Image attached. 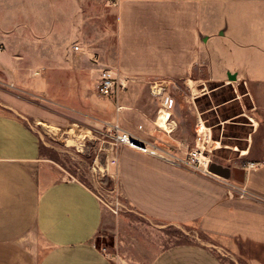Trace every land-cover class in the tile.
I'll use <instances>...</instances> for the list:
<instances>
[{"label": "crops", "instance_id": "1", "mask_svg": "<svg viewBox=\"0 0 264 264\" xmlns=\"http://www.w3.org/2000/svg\"><path fill=\"white\" fill-rule=\"evenodd\" d=\"M210 2L264 10V0L118 4L115 70L127 88L108 102L110 119L181 157L191 137L179 133V110L164 108L175 93L170 85L187 104L193 99L190 82L205 80L209 32L203 9ZM262 23L264 18H255L252 25ZM154 84L163 89L160 95L153 93ZM29 108L0 98V264H140L124 248L116 258L96 244L108 211L92 189L64 177L43 156L41 139L25 122ZM163 112L170 113L166 127L158 122ZM228 167L230 179H223L118 148L120 189L134 211L158 227L190 228L205 238L165 247L149 264H264V162Z\"/></svg>", "mask_w": 264, "mask_h": 264}, {"label": "rangeland", "instance_id": "2", "mask_svg": "<svg viewBox=\"0 0 264 264\" xmlns=\"http://www.w3.org/2000/svg\"><path fill=\"white\" fill-rule=\"evenodd\" d=\"M119 2L0 0V98L30 106L25 122L41 139L43 156L105 205L96 244L116 258L124 248L149 264L165 247L205 238L190 228L147 221L120 189V145L108 109L114 96L97 91L102 71H116ZM255 18L263 19L264 10L229 2L204 6L205 80L190 82L193 103H184L173 85L170 97L179 110V133L191 137L189 152L202 150L206 158L181 157L160 146L164 155L201 169L208 160L248 168L264 162V23L254 27Z\"/></svg>", "mask_w": 264, "mask_h": 264}, {"label": "built area", "instance_id": "3", "mask_svg": "<svg viewBox=\"0 0 264 264\" xmlns=\"http://www.w3.org/2000/svg\"><path fill=\"white\" fill-rule=\"evenodd\" d=\"M126 88H127V81L124 78H121L116 71L111 69H105L100 74L98 86H97V91L100 95L102 96L118 95ZM151 89L155 95H160L163 91V89L159 87L158 84H154L151 87ZM172 106H173V99L171 97H167L165 109L170 111ZM112 127L114 129V140L120 146H127L132 149L138 150L142 153L166 160L172 164L182 165L185 167L188 166L194 168L195 170L203 171L205 174L213 175L208 171L210 161H208L206 165L203 164L202 169L201 166L193 167L188 161L183 160L175 155H171V156L164 155L163 151H161L160 149V146L143 141L140 138L136 137L135 135L131 134L130 132L124 130L118 125H113ZM200 141H201V137L198 136L197 142ZM198 151L200 150L188 152L186 156L192 157L193 154L196 155Z\"/></svg>", "mask_w": 264, "mask_h": 264}, {"label": "water", "instance_id": "4", "mask_svg": "<svg viewBox=\"0 0 264 264\" xmlns=\"http://www.w3.org/2000/svg\"><path fill=\"white\" fill-rule=\"evenodd\" d=\"M208 171L213 175L222 177L223 179H230V168L219 162L211 161Z\"/></svg>", "mask_w": 264, "mask_h": 264}, {"label": "bare ground", "instance_id": "5", "mask_svg": "<svg viewBox=\"0 0 264 264\" xmlns=\"http://www.w3.org/2000/svg\"><path fill=\"white\" fill-rule=\"evenodd\" d=\"M165 109V108H164ZM165 110H167V109H165ZM169 117H170V113H168V112H163L161 115H160V119H159V124H160V126H162V127H166V123H167V121H168V119H169ZM200 127V126H199ZM204 127V126H203ZM203 127H201L200 129H202ZM197 129V128H196ZM202 149H204L203 147H202ZM204 154L205 153H203V151L202 150H200V151H198V153H196V155L197 156H199V158H201V159H204V158H206L205 156H204ZM209 161V160H208ZM207 161V162H208ZM207 162H204L205 164L204 165H206V163Z\"/></svg>", "mask_w": 264, "mask_h": 264}]
</instances>
